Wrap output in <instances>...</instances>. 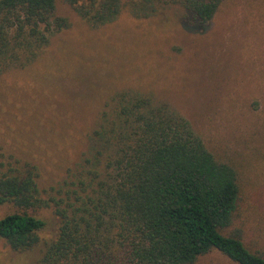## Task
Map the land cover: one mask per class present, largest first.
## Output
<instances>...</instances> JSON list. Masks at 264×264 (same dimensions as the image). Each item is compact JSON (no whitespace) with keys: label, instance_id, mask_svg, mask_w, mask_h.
<instances>
[{"label":"rangeland","instance_id":"rangeland-1","mask_svg":"<svg viewBox=\"0 0 264 264\" xmlns=\"http://www.w3.org/2000/svg\"><path fill=\"white\" fill-rule=\"evenodd\" d=\"M118 2L112 21L94 25L56 0L67 26L0 72V167H34L39 208L29 212L45 223L28 249L0 239V264L38 263L59 225L51 199L82 171L89 134L126 91L165 103L235 168L239 199L222 233L263 254L264 0H222L206 26L181 0ZM16 210L1 205L0 217ZM190 264L237 263L212 249Z\"/></svg>","mask_w":264,"mask_h":264},{"label":"trees","instance_id":"trees-1","mask_svg":"<svg viewBox=\"0 0 264 264\" xmlns=\"http://www.w3.org/2000/svg\"><path fill=\"white\" fill-rule=\"evenodd\" d=\"M64 1L94 25L119 12L118 0ZM181 1L206 26L222 0ZM55 8L56 0H0V72L30 62L52 25L67 26ZM82 162L51 199L59 225L37 264H190L212 249L237 264H264V253L222 233L239 199L237 171L165 103L117 94ZM35 176L30 165L0 167V206L17 209L0 217V239L14 250L32 247L45 224L29 212L39 208Z\"/></svg>","mask_w":264,"mask_h":264}]
</instances>
